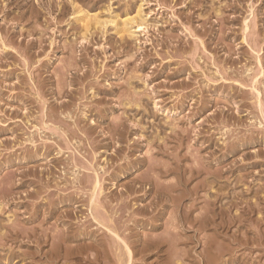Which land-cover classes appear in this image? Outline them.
<instances>
[{
  "label": "rangeland",
  "instance_id": "rangeland-1",
  "mask_svg": "<svg viewBox=\"0 0 264 264\" xmlns=\"http://www.w3.org/2000/svg\"><path fill=\"white\" fill-rule=\"evenodd\" d=\"M263 97L264 0H0V264H264Z\"/></svg>",
  "mask_w": 264,
  "mask_h": 264
},
{
  "label": "bare ground",
  "instance_id": "bare-ground-1",
  "mask_svg": "<svg viewBox=\"0 0 264 264\" xmlns=\"http://www.w3.org/2000/svg\"><path fill=\"white\" fill-rule=\"evenodd\" d=\"M200 6V5H199ZM212 9V8H211ZM251 9V8H250ZM234 10V9H233ZM209 14V13H208ZM207 16V15H206ZM226 16H227V14H226ZM200 18V17H199ZM217 18V17H216ZM219 18V17H218ZM217 18V19H218ZM255 19V18H254ZM223 22V21H222ZM221 24V23H220ZM145 28V27H144ZM191 30V29H190ZM254 30V29H253ZM191 32V31H190ZM223 35V34H222ZM3 37V36H2ZM3 45V44H2ZM231 50V49H230ZM216 56V55H215ZM71 61V60H70ZM258 61V60H257ZM69 63V62H68ZM74 65V64H73ZM220 67V66H219ZM66 68V67H65ZM67 69H69V68H67ZM73 69V68H72ZM221 72V71H220ZM262 74V73H261ZM56 75V74H55ZM242 75V74H241ZM225 76V75H224ZM225 78V77H224ZM60 80V79H59ZM66 81V80H65ZM56 82V81H55ZM127 82V81H126ZM66 86V85H65ZM30 88H31V86H30ZM58 88V87H57ZM92 88V87H91ZM126 91V90H125ZM32 93V92H31ZM59 94V93H58ZM120 94V93H119ZM126 94V93H125ZM128 94V93H127ZM122 95V94H121ZM137 95V94H136ZM134 96V95H133ZM124 97V96H123ZM136 97V96H135ZM264 98V97H263ZM119 99V98H118ZM138 99V98H137ZM129 100V99H128ZM119 101V100H118ZM120 103V102H119ZM123 103V102H122ZM131 103V102H130ZM43 104V103H42ZM261 104V103H260ZM259 104V105H260ZM263 104V103H262ZM21 105V104H20ZM131 105H132V103H131ZM95 106V105H94ZM44 107V106H43ZM125 108V107H124ZM141 108H142V106H141ZM71 109V108H70ZM73 109V108H72ZM50 112V111H49ZM48 112V113H49ZM52 112V111H51ZM71 113V112H70ZM63 114V113H62ZM78 115V114H77ZM81 115V114H80ZM60 116V115H59ZM73 116V115H72ZM71 117V116H70ZM52 118V117H51ZM66 118V117H65ZM78 119V118H77ZM114 121V120H113ZM112 121V122H113ZM120 121V120H119ZM14 123V122H13ZM50 123V122H49ZM59 123V122H58ZM115 123V122H114ZM117 123V122H116ZM78 124V123H77ZM118 124V123H117ZM51 125V124H50ZM61 125V124H60ZM64 125V124H63ZM116 126V125H115ZM120 126V125H119ZM262 126V125H261ZM67 127V126H66ZM81 127V126H80ZM48 128V127H47ZM53 128V127H52ZM71 130V129H70ZM46 131V130H45ZM178 131V130H177ZM114 132V131H113ZM182 133V132H181ZM88 134V133H87ZM113 134V133H112ZM169 134H170V132H169ZM175 134V133H174ZM56 136V135H55ZM96 136V135H95ZM167 136V135H166ZM114 139V138H113ZM32 141V140H31ZM113 141V140H112ZM111 141V142H112ZM155 141V140H154ZM77 142V141H76ZM39 143V142H38ZM55 143V142H54ZM66 143V142H65ZM150 143V142H149ZM164 143V142H163ZM114 144V143H113ZM147 145H148V143H147ZM151 145V144H150ZM70 146V145H69ZM67 147V146H66ZM143 147V146H142ZM68 149V148H67ZM156 150V149H155ZM26 151V150H25ZM151 151V150H150ZM60 153V152H59ZM86 154V153H85ZM151 154V153H150ZM78 155V154H77ZM86 155H88V154H86ZM64 157V156H63ZM149 157V156H148ZM184 158V157H183ZM73 159V158H72ZM155 160V159H154ZM157 160V159H156ZM138 161V160H137ZM155 162V161H154ZM193 162V161H192ZM201 163V162H200ZM166 164V163H165ZM206 164V163H205ZM150 165H151V163H150ZM154 165V164H153ZM155 165H158V164H156L155 163ZM161 165V164H160ZM184 165H185V163H184ZM166 166V165H165ZM178 166V165H177ZM83 167V166H82ZM150 168H151V166H149ZM154 167V166H153ZM167 167V166H166ZM169 167V166H168ZM171 167H173V166H171ZM192 167V166H191ZM72 168V167H71ZM155 168V167H154ZM163 168V167H162ZM198 168V167H197ZM161 169V168H160ZM150 170V169H149ZM184 170V169H183ZM196 170V169H195ZM162 171H164V170H162ZM177 171V170H176ZM151 172H152V170H151ZM154 172V171H153ZM164 172H166V171H164ZM203 172V171H202ZM75 173V172H74ZM157 173V172H156ZM167 173V172H166ZM151 174V173H150ZM154 174V173H153ZM152 174V175H153ZM184 174V173H183ZM101 175H103V174H101ZM151 175V176H152ZM158 175V174H157ZM76 176V175H75ZM141 176V175H140ZM197 176V175H196ZM154 177V176H153ZM191 177V176H190ZM76 178V177H75ZM150 178H152V177H150ZM158 178H159V176H158ZM137 180V179H136ZM149 180V179H148ZM151 180V179H150ZM158 180V179H157ZM14 181V180H13ZM134 181V180H133ZM159 181V180H158ZM156 182V181H155ZM155 182H154V184H155ZM186 182V181H185ZM159 183V182H158ZM158 183H157V185H158ZM167 183V182H166ZM89 184V183H88ZM170 184H171V182H170ZM195 184V183H194ZM81 185V184H80ZM156 185V186H157ZM163 185V184H162ZM169 185V184H168ZM180 185V184H179ZM193 185V184H192ZM171 186V185H170ZM176 186H177V184H176ZM7 187V186H6ZM203 187V186H202ZM172 188V187H171ZM208 188V187H207ZM165 189V188H164ZM163 189V190H164ZM176 189V188H175ZM65 190V189H64ZM155 190V189H154ZM168 190V189H167ZM166 190V191H167ZM3 191V190H2ZM7 191H8V189H7ZM11 191V190H10ZM157 191V190H156ZM164 192H165V190H164ZM197 192V191H196ZM6 193V192H5ZM47 193V192H46ZM169 193H170V191H169ZM175 193V192H174ZM172 194V193H171ZM178 194V193H177ZM181 194V193H180ZM2 196V195H1ZM6 196V195H5ZM174 196V195H173ZM194 196V195H193ZM202 196H204V195H202ZM196 197V196H195ZM221 198V197H220ZM14 199V198H13ZM151 199V198H150ZM177 199V198H176ZM181 199H182V196H181ZM125 200V199H124ZM192 200V199H191ZM92 201V200H91ZM148 202V201H147ZM105 204H107V203H105ZM149 204V203H148ZM173 206V205H172ZM187 206V205H186ZM201 206V205H200ZM192 207V206H191ZM190 207V208H191ZM141 208V207H140ZM177 209V208H176ZM186 209V208H185ZM15 210V209H14ZM170 211V210H169ZM185 211V210H184ZM208 211V210H207ZM97 213V212H96ZM166 214V213H165ZM98 215H99V212H98ZM187 216V215H186ZM196 216V215H195ZM162 218V217H161ZM194 218V217H193ZM240 218V217H239ZM174 219V218H173ZM169 220V219H168ZM172 220V219H171ZM237 220V219H236ZM164 221V220H163ZM191 221V220H190ZM158 222V221H157ZM170 224V223H169ZM175 224H177V223H175ZM187 224V223H186ZM183 226V225H182ZM170 227V226H169ZM11 228H13V227H11ZM53 228V227H52ZM172 228V227H171ZM177 228H178V226H177ZM17 229V228H16ZM12 230V229H11ZM14 230V229H13ZM179 230V229H178ZM15 231V230H14ZM14 231H13V234H14ZM16 232V231H15ZM25 232V231H24ZM176 232V231H175ZM174 232V233H175ZM11 234V233H10ZM60 234H62V232L60 233ZM164 234V233H163ZM178 234V233H177ZM177 234H174V235H177ZM32 235V234H31ZM46 235V234H45ZM153 235V234H152ZM27 236V235H26ZM58 236V235H57ZM1 237V236H0ZM28 237V236H27ZM59 237H60V235H59ZM79 237V236H78ZM151 237H153V236H151ZM159 237V236H158ZM177 237V236H176ZM14 238V237H13ZM19 238V237H18ZM47 238V237H46ZM45 238V239H46ZM56 238V237H55ZM62 238V237H61ZM60 238V239H61ZM182 238V237H181ZM11 239V238H10ZM44 239V240H45ZM151 239V238H150ZM154 239V238H153ZM183 239V238H182ZM64 240H65V238H64ZM158 240V239H157ZM161 240V239H160ZM52 241V240H51ZM183 241V240H182ZM62 243H63V241H61ZM58 243V242H57ZM70 243V242H69ZM140 243V242H139ZM63 245V244H62ZM149 245V244H148ZM51 246V245H50ZM6 247V246H5ZM58 247V246H57ZM126 247H127V245H126ZM192 248V247H191ZM127 249H128V247H127ZM126 249V250H127ZM80 253V252H79ZM174 253V252H173ZM76 254H78V253H76ZM131 253H130V250H129V252H127V256H130V258H131V255H130ZM133 255V254H132ZM232 258V257H231ZM182 259V258H181ZM182 261H183V259H182ZM215 264H217V263H215Z\"/></svg>",
  "mask_w": 264,
  "mask_h": 264
}]
</instances>
